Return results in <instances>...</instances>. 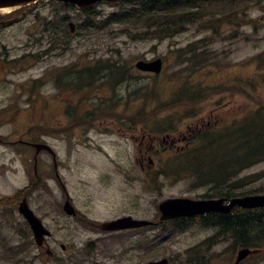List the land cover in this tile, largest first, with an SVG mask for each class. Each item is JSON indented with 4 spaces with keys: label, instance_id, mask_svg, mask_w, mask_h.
<instances>
[{
    "label": "rangeland",
    "instance_id": "rangeland-1",
    "mask_svg": "<svg viewBox=\"0 0 264 264\" xmlns=\"http://www.w3.org/2000/svg\"><path fill=\"white\" fill-rule=\"evenodd\" d=\"M233 2L224 15L214 13L199 23L194 20L183 31L159 41L132 40L130 33L136 34L117 24L82 36L77 26L85 14L54 2L29 4L28 9L19 10V23L0 29V62L5 65L0 80V109L4 107L0 120V245L6 251L0 246V264H146L153 260L151 256L178 257V264L233 263L239 246L232 235L215 226L190 225L181 233L169 225L144 233L105 234L87 229L63 213L64 191L51 158L39 155L40 168L34 173V150L21 148L25 147L21 142L30 137L25 134L27 129L41 126L38 141L55 151L58 178L73 207L98 223L124 216L157 221L158 205L164 200L223 194L228 187L210 180L206 170L193 172L191 160L202 151L199 136L206 122L223 124L227 116L247 113L251 98L264 103V0ZM119 8L120 4H97L92 11L103 18ZM64 17L69 18L67 24H75L74 35H58V22ZM50 19L55 29L49 27ZM208 19L216 32L206 26ZM26 54L40 59L19 61ZM158 57L163 61L159 75L134 68L139 59ZM98 61L113 66L115 74L130 73L125 82L115 84L111 101L104 100L107 89L115 87L110 76L91 84L96 96L89 103L83 97L91 91L87 88L90 79L80 89V81L74 82L72 93L79 91V95L71 106L67 105L71 98L67 80H61L67 85L62 91L51 81L42 82L40 93L50 99L52 118L35 120L47 106L41 114L37 106L31 111L22 85L49 72L55 81L78 72L74 70L94 69ZM87 73L94 80L99 78ZM86 108L91 111L88 116L101 115L100 119L87 121ZM249 176L253 182L244 184L241 179ZM237 179L229 182L227 192L264 194V162L241 171ZM24 195L50 230L46 241L57 259L45 252L39 260L32 259L37 253L34 246L27 248L33 243L32 236L17 212ZM154 236L167 240L150 255L140 242H150ZM240 262L264 264L263 243L258 252Z\"/></svg>",
    "mask_w": 264,
    "mask_h": 264
},
{
    "label": "trees",
    "instance_id": "trees-1",
    "mask_svg": "<svg viewBox=\"0 0 264 264\" xmlns=\"http://www.w3.org/2000/svg\"><path fill=\"white\" fill-rule=\"evenodd\" d=\"M231 3H234L233 0H127L120 4L119 11L103 18L92 10L85 12V18L77 28L82 32V36H88V32L105 31L111 25L117 24L124 26L125 31L136 34L130 33L132 40L137 38L161 40L183 31L184 25L194 20L199 23L214 13L224 15L226 10L230 9ZM200 17L203 18L198 19ZM211 20L205 21L206 26H210ZM64 21L62 18L58 22V35L61 33L64 36L69 35ZM48 25L51 27L52 23L49 22ZM211 30L216 32L213 27ZM191 48L192 45L189 50ZM26 58L36 60L35 56ZM65 86L67 85L56 84L57 89L61 91ZM28 90L30 95H33L37 93L38 88L33 83L26 89ZM250 97L247 95L245 98ZM90 112V109H86L83 114L87 115ZM199 139L202 143L198 146L202 151L198 153V157L191 160L193 172L203 173L206 170L210 180L228 187L222 196H235L227 192L230 188L229 182L238 181L237 176L241 171L264 162V103L251 98L247 113L227 116L225 123L206 128ZM251 178L249 176L241 180L246 184L253 182L254 179ZM218 218L221 223L215 218L211 220V224L218 223L224 232L232 235L235 246L259 249L262 243L264 244V210H234L232 214Z\"/></svg>",
    "mask_w": 264,
    "mask_h": 264
},
{
    "label": "water",
    "instance_id": "water-1",
    "mask_svg": "<svg viewBox=\"0 0 264 264\" xmlns=\"http://www.w3.org/2000/svg\"><path fill=\"white\" fill-rule=\"evenodd\" d=\"M49 2L58 1L64 5L75 6L80 10H86L93 7L97 3L106 2L111 5H116L122 0H0V15H6L16 10H19L29 4L35 2ZM71 31H73V24H69ZM135 67L141 71H148L158 74L161 71L162 63L160 59L151 62L138 61ZM36 151L46 150L54 157L52 150L43 144L34 145ZM225 199L218 200H189V199H171L166 200L160 204L159 209L162 213V219L176 218L180 216L202 215L204 213H229L232 208L239 207L242 209H257L264 207V195L245 196L242 198H234L229 201L227 205L224 204ZM19 213L28 221L30 228L33 231L34 238L38 245H41L44 236H48L49 232L42 226L41 222L34 216L33 212L28 208L25 200L20 203L18 208ZM63 211L68 215H74L75 211L70 206L68 200L65 201ZM146 222L133 221L130 218H122L109 223L101 224L100 228L106 231H117L127 228L140 227L146 225ZM248 249L240 250L237 254L236 263L251 254ZM162 260L157 263L149 264H165Z\"/></svg>",
    "mask_w": 264,
    "mask_h": 264
},
{
    "label": "flooded vegetation",
    "instance_id": "flooded-vegetation-1",
    "mask_svg": "<svg viewBox=\"0 0 264 264\" xmlns=\"http://www.w3.org/2000/svg\"><path fill=\"white\" fill-rule=\"evenodd\" d=\"M3 18H4L3 16H0V27H5V26L1 25V23L4 22V21H6L7 19L4 20ZM14 18H15V17H12V20H13ZM18 20H19V19H18ZM18 20H16V21H18ZM16 21H15V22H16ZM17 23H18V22L13 23L12 25H16ZM9 27H10V26H9ZM2 29H4V28H2ZM0 71H1V73H0V80H2V79H3V74H2V73H3V71H4V66L2 65V61L0 62ZM3 108H4V107H2V108L0 109V120H1V118H2V114L4 113V109H3ZM39 119H42V117L40 116ZM224 216H226V215H224ZM73 219L76 220V221H80V222L83 221V219H81V218L79 217V214H78V213H77V216L74 217ZM184 222H186V220H184ZM174 223H181V219L175 221ZM44 248H47V247H44ZM44 248L42 247V248H38V249H36V252H37V253L34 254V255L32 256V259H34V260H38L39 257L41 256L42 252L47 253V251H46ZM60 248L62 249L63 252L65 251V247H64L63 245H60ZM49 256L52 257V258H56V259H57V256L54 255L53 252H50V251H49ZM167 261H168L167 264H173V263L171 262L170 258H168Z\"/></svg>",
    "mask_w": 264,
    "mask_h": 264
}]
</instances>
